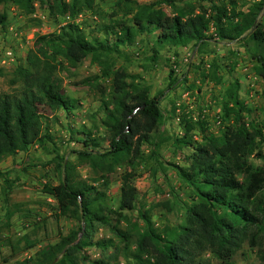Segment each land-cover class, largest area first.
Masks as SVG:
<instances>
[{
  "label": "rangeland",
  "instance_id": "rangeland-1",
  "mask_svg": "<svg viewBox=\"0 0 264 264\" xmlns=\"http://www.w3.org/2000/svg\"><path fill=\"white\" fill-rule=\"evenodd\" d=\"M230 1L93 0L92 9L80 7L73 16L68 11L58 13L38 0H32L28 10L13 2L0 4L6 14L5 26L0 28V92L19 91L22 81L15 70L25 65L26 55L37 53L42 59L49 60L50 52L46 51L42 56L38 51V48L49 50L38 36L57 31L67 21L77 23L87 37L98 40L107 36L112 48L87 53L74 64L56 61L52 73L58 77L64 92L76 100L75 106L67 115L61 108L45 112L42 132L46 131L49 137L0 159V171L11 181L7 188L6 181L0 176V264H18L24 258H35L39 248L54 243L59 235L76 228L79 223L68 213H61L53 197L41 189L44 182L56 183L62 178L64 168L57 165L62 160L74 167L75 179L81 178L104 190V202L110 209L106 214L115 221L119 217L116 212H120L125 217L119 219L118 227L131 230L129 248L124 249L107 225L98 224L92 232L93 240L109 236L112 245L104 249L98 245H85L81 252L91 258L112 254L110 264H135L130 252L136 231L143 224L140 211L147 210L158 231L164 225L172 228L182 222L184 209L191 202L190 186L176 172L175 165L186 166L191 144L202 142L209 134H218L224 123L235 116L234 112L225 115L222 109L223 103L230 105L234 81L238 82L235 92L242 102L245 124L260 131L262 139L256 146L264 152V79L253 72L252 46L246 35L220 38L209 23L204 31L206 37L199 43L190 40L182 45L155 44L154 31L136 32L131 41L116 42L113 34L108 35L98 27L115 18L129 23V16L138 3L154 4L166 13H171L172 3L186 2L195 8L201 4L210 13L213 2L229 6ZM250 1L235 0L238 7ZM127 7L131 9L126 12ZM112 12L115 14L110 15ZM262 12L264 1L258 15L264 21ZM113 42H116L115 46ZM115 69L125 72L126 81L147 85L149 95L159 94L161 110L150 138L141 142L142 156L133 177L134 203L131 209L125 210L117 207L124 165L113 164L107 172L96 165L90 166L89 161L77 153L90 149L95 154L107 148L108 132L101 123L104 114L101 100L109 101L111 74ZM108 106H112V100ZM84 132L88 134V140L83 145L78 138ZM247 158L253 166L262 163L255 148ZM103 174L107 177L105 184L102 183ZM237 176L244 178L243 173ZM254 250L244 241L231 257V264H260ZM199 258L203 264H224L208 251L201 253Z\"/></svg>",
  "mask_w": 264,
  "mask_h": 264
},
{
  "label": "trees",
  "instance_id": "trees-1",
  "mask_svg": "<svg viewBox=\"0 0 264 264\" xmlns=\"http://www.w3.org/2000/svg\"><path fill=\"white\" fill-rule=\"evenodd\" d=\"M38 1L58 13L68 11L71 16L80 7L93 8V0ZM263 1L251 0L240 7L235 0H231L229 6L213 2L210 13L201 4L195 8L186 2L172 3L171 13H166L154 4L138 3L129 16V23L115 18L98 27L108 35L113 34L116 42L131 41L136 32L154 31L155 44L182 45L190 40L202 42L206 37L204 31L211 23L214 34L220 38L246 35L252 46L253 72L264 79V21L258 18ZM6 2L28 10L32 0H0V4ZM126 9L127 12L131 8ZM5 23L6 14L0 8V28ZM38 39L49 49L38 48V51L42 56L50 52L49 60L37 53L26 55L25 65L15 70L22 81L19 91L0 92V159L49 137L46 131L42 132L45 112L61 108L67 115L75 106L76 100L64 92L58 77L52 73L56 61L74 64L87 53L95 54L100 48L112 49L107 36L98 40L87 37L77 23L69 21L51 34L39 35ZM152 50L155 52L154 48ZM124 75L123 70L112 71L109 101L101 100L104 109L101 123L108 132L107 148L95 154L90 149L77 151L90 166L96 165L107 172L113 164L124 165L120 173L119 210L133 207L136 191L133 177L142 156L140 145L150 138L161 117L159 94L149 95L147 85L126 81ZM232 86L230 105L223 103L222 109L225 115L234 112L235 116L224 123L218 134H209L202 142L191 144L186 166L175 165L176 172L190 186L191 202L184 209L182 222L172 228L164 225L158 231L147 210L139 212L143 224L136 231L130 252L135 264H203L199 256L205 251L224 264H231V257L244 241L254 247L260 264H264V152L256 146L262 134L256 127L245 124L242 102L235 92L238 82L234 81ZM111 100L112 106H108ZM87 137L84 132L78 139L84 145ZM254 148L256 155L262 158L257 166L247 158ZM57 165L64 168L62 178L56 183L44 182L41 189L53 197L61 213H68L79 223L59 235L54 243L39 248L35 258H24L18 264H110L112 254L91 258L81 250L90 244L102 249L112 245L109 236L93 240L92 232L98 224L107 225L122 242L121 247L129 248L131 230H120L117 225L125 216L117 211L119 217L112 221L106 214L110 209L104 202V190L81 178L75 179L70 162L62 160ZM240 173L243 179L238 178ZM105 174L103 184L107 181ZM0 176L9 188L11 181L1 171Z\"/></svg>",
  "mask_w": 264,
  "mask_h": 264
},
{
  "label": "crops",
  "instance_id": "crops-1",
  "mask_svg": "<svg viewBox=\"0 0 264 264\" xmlns=\"http://www.w3.org/2000/svg\"><path fill=\"white\" fill-rule=\"evenodd\" d=\"M35 145V144H34ZM13 155V154H12Z\"/></svg>",
  "mask_w": 264,
  "mask_h": 264
}]
</instances>
